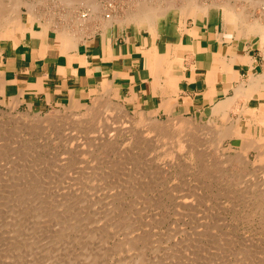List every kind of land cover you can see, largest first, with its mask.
I'll return each mask as SVG.
<instances>
[{"label": "rangeland", "instance_id": "rangeland-1", "mask_svg": "<svg viewBox=\"0 0 264 264\" xmlns=\"http://www.w3.org/2000/svg\"><path fill=\"white\" fill-rule=\"evenodd\" d=\"M13 1L0 0V9H3L1 6H5L4 11H6L11 5L14 6L15 4L16 6L17 2L13 3ZM59 1L20 0L18 4L22 11L20 26L24 28L30 25L29 11L25 7L30 4L35 8L30 5L29 10L34 11H32V14H36V17L40 20L39 23H42L41 21L47 23V20L53 22L50 24L52 25V31L55 30V32L58 29L62 30L61 26L65 28L69 26L72 30L75 25L73 29L77 30L75 28L79 27L77 25L78 20L81 22V20L86 19H82L80 14L87 16V18L90 16V8L85 5L78 6L79 8L77 7L70 13V9ZM96 1L105 11L102 13L103 21L107 22L113 19L115 20V23L112 24L114 27H124L136 32L150 31L146 23L130 22L122 24L120 22L129 12L135 11L138 5V3L135 4L136 2L144 3L145 0ZM203 1L209 5L213 2L219 5L229 3L237 10L243 9L241 12H244L246 17L251 19L250 21L258 19L264 25V0H261V2L260 0H200V2ZM21 3L26 5L23 6ZM146 3H151L150 5L153 8H157L158 5L164 7L167 4H172L166 11V15L159 21L168 19L177 23L181 21L187 25H209L211 28L216 27L221 31L224 29L226 35L239 41L241 45H246L252 54L264 57V47L259 44V40L256 37L250 39L237 37L235 26L221 18L223 16H221L217 7L210 8L207 15L192 10L187 16H183L179 10L181 0H146ZM251 3H256V6H252ZM26 11H28V15ZM67 14L75 20L71 17L66 18ZM105 15L112 19H105ZM73 21H77V23L74 24ZM36 22L33 25H40ZM19 32L21 31L14 30L7 33L1 30L0 61L2 57L5 60L13 58L10 52L18 47ZM14 39L15 42H13ZM95 89L93 94L85 100L69 99L63 103L46 107H11L6 100L0 98V193L3 191L2 195L0 194L1 203L7 202L6 204L10 205V203L20 202L17 200V196H13V193H15L14 189L15 191L21 189L24 190L22 194L24 200L27 199L26 201L29 203L28 200L31 199L26 197L30 195V198L33 199L31 201L35 200L33 205H37L33 206L35 211L33 214L31 213L33 207L22 209L23 212L29 210L26 217L23 216L25 214L23 212H20L22 216H18L19 213L16 214L17 218H21L19 219V225H14L18 224V221H15L17 220L16 216L11 219L13 220L11 221L12 224L15 221L13 225L10 220L6 221L7 217L0 218V227L2 226L0 228L2 229L0 230V233L2 232L0 234V264H264V181L262 180L264 179V159L258 156L262 150L264 151V149H261L264 147V141L262 142V139L264 140L262 134L264 128L256 122L251 124L252 134L249 133L246 137L254 141L253 143H256L258 139L261 142L258 140L254 144V148L244 149L243 145H246V143L241 138L239 122L241 118V121H246L245 118L248 114L245 109L249 105L248 99H240L239 108L229 111L228 114L223 116L214 114L213 110L197 115L177 113L180 116L177 115L176 120H187L200 133L196 132L184 137L185 141L190 138L194 140L193 142H185L182 137L172 139L171 130L173 129L169 126L165 127V131H169L168 133L165 132L167 134H160L153 130L150 124L141 122L150 120L155 122L154 125L170 123L173 121L172 119H175L170 115L133 107L121 97L117 92V88L115 90L98 85ZM104 101L121 110V114L126 118L119 115L120 117L117 116L119 119H116L114 114L113 116L109 114V118L111 116L112 118L109 119L108 128L106 127V130L104 128L105 131L102 128L99 129V126L92 125L91 122L84 124L67 122L69 118L81 116L87 108ZM68 102L72 105L66 106ZM55 119H60V123L49 124L47 122ZM19 120H22L24 124L18 126L17 121ZM93 128H95L93 132L89 133V130ZM161 137L162 140H160ZM214 138L222 139L218 143L215 142L216 139ZM215 143H218V145ZM212 144H215L216 147H214L215 145H213L214 148L211 147ZM259 147L260 149H258ZM8 184L11 186L9 187ZM1 186H4L3 189ZM5 187L7 188L5 189ZM27 188H31V190L29 191ZM32 194L38 195L39 198ZM12 198L17 201H13ZM37 198L44 200V202L41 200L43 204H38L40 200ZM110 199H112L111 203H109ZM48 200H50V204ZM47 201L48 203H46ZM82 203H84V208L89 203V208L84 209ZM105 203L109 205H105ZM58 204L61 210L60 208L57 209ZM2 205L0 208H2ZM66 205L68 210L64 208ZM110 205L111 207L114 205L113 211L109 207ZM54 206H57L55 207L56 211ZM77 207H79V210ZM69 209L72 211L69 212L70 215L67 213ZM72 209L81 211L78 212V217L77 210L75 213ZM36 211L43 214L48 212L47 215L53 217L49 216L56 226L51 223L47 215H44L47 217L42 220V223L46 224L48 222L46 224L48 228L41 222L38 224L40 219L36 220L33 216ZM120 211H123L124 214ZM53 212L55 213L53 214ZM59 212L62 215H59ZM85 212H88L86 214L89 217L84 216ZM114 212L116 214H113ZM63 213L65 214L63 215ZM109 213L116 215L114 217H117V215L119 217L114 218L111 214L108 216ZM72 214H74V218H70L74 220L71 219L72 222L70 223L68 216H73ZM103 214L110 217V219L107 216L105 218ZM65 215H68L67 220L63 218ZM55 216L56 218H63L60 220L61 224L57 222L59 218L54 220ZM22 217H24V220H22ZM75 217L80 221H77ZM82 217L85 218L84 221H82ZM86 217L88 220L89 218L92 219V223L95 224L96 222L95 226L97 228L93 226L89 229L93 224L89 226L91 221H88L87 225ZM107 218L110 221L104 220ZM115 219H123L124 222L120 223V220L118 222ZM133 219L139 221L137 225ZM75 220L78 222L76 226ZM104 221L105 223L109 221V224H103ZM111 221L112 223L117 222L116 224L119 227L115 228V224L110 223ZM33 222L35 226L37 225V228L33 226ZM73 223L74 225H72ZM6 224L7 226H5ZM30 224L31 226H29ZM57 224H59V228ZM64 224H67V227L63 228ZM70 224L75 229H71ZM124 224H131L130 226L134 224L135 226L131 227L134 232L129 229V225L123 226L124 232L120 231ZM41 225L46 231L52 229L49 233L56 230L55 228L57 230L51 233V236H48V231L46 232ZM32 226L33 228H31ZM77 226L82 228H77ZM128 226L129 228L126 229ZM29 227L31 228L30 232L35 228L34 232L37 234L30 233ZM60 227L62 230H60ZM101 227L103 230L108 228L104 230L105 232L102 231V234L105 235L107 232L109 234L102 236L99 233L102 230ZM113 227L114 230H111ZM17 228H21L22 232ZM27 228L29 233L26 231ZM95 228L100 230L96 233ZM83 229H86L85 231L89 229L91 233L89 230L88 233L92 234L93 237H89L90 235L84 232ZM3 230L5 231L3 232ZM11 230H13V233ZM38 230L42 231L39 232ZM127 230L133 232L134 236L137 235L136 238L131 237L133 236L132 233L129 234L130 232H127ZM43 231L46 234L41 233ZM60 231H65L63 232L65 238L58 235ZM5 232L6 234H4ZM16 232H20L21 235L27 232V235L22 237L17 235ZM126 232L129 237H127ZM39 234H44L43 238ZM112 234L113 236H110ZM7 237H10V239H7ZM16 237L18 240L15 239ZM25 237L27 240L24 243L21 242L25 240ZM30 238L35 241L40 239V242L36 241L39 247ZM132 238H135L136 245H134ZM43 239H47L46 242ZM125 239L126 241L123 242ZM10 240L16 241V246H13L15 243ZM49 240H52L51 244ZM18 241L20 247L17 245ZM42 241L44 246H41ZM32 242L35 245V247H32L37 248L34 249L37 252H32ZM122 242L123 245H121ZM127 242H130V244L132 242V245L135 246L134 250L130 251V247H128L130 244L127 245ZM45 243H47V247ZM124 243L127 247L124 246ZM3 244L4 247H2ZM7 244L10 247L13 246L14 249L8 247ZM23 244L25 245L22 246ZM5 245L11 249L7 250L13 254L9 252V255L8 252H3L2 249L5 248ZM132 245L131 249H133ZM21 246L24 249V253H22L25 255L19 252L23 251ZM15 247L17 250L20 248L18 250L19 254L15 253ZM26 247L34 255L32 257L31 254L30 259L32 261L27 257V255L30 256L28 253L31 252H27ZM40 247L41 249H39ZM136 247L138 249L135 250ZM45 248H48L50 255H48L49 253ZM126 248H129V251ZM55 249L57 250L55 251ZM65 249L66 251H64ZM61 250L64 251V255L63 253L60 254ZM52 251L56 252L54 253L56 256H52ZM194 253H196L195 256ZM59 255L61 257L56 259ZM197 258L199 259L197 260ZM46 260H50V262L47 263Z\"/></svg>", "mask_w": 264, "mask_h": 264}, {"label": "crops", "instance_id": "crops-1", "mask_svg": "<svg viewBox=\"0 0 264 264\" xmlns=\"http://www.w3.org/2000/svg\"><path fill=\"white\" fill-rule=\"evenodd\" d=\"M164 16L152 28L148 25L150 31L99 29L76 48H65L52 30L42 34L34 25L19 36L18 47L10 52L13 58H1L0 98L14 107H46L85 100L98 85L108 83L137 109L197 115L214 113L216 105L234 98L240 87L261 78L239 128L245 124L251 134L254 122L264 128V57L252 54L224 29L159 21ZM36 31L41 34L37 38ZM240 99L244 97L225 113L239 108Z\"/></svg>", "mask_w": 264, "mask_h": 264}, {"label": "bare ground", "instance_id": "bare-ground-1", "mask_svg": "<svg viewBox=\"0 0 264 264\" xmlns=\"http://www.w3.org/2000/svg\"><path fill=\"white\" fill-rule=\"evenodd\" d=\"M12 1V0H11ZM20 0H14L13 1V3L14 2H17V5L15 6V4H14V6H12L11 5V7H9L8 8V10H6V11H4L5 9H4V7L5 6H1V7H3V9L1 8L0 9V32H1V30H3L4 32H7V33H10L11 31H14V30H20L21 32H19V36H20V38H22L23 36H24V34L26 33V32H28V31H31L32 30V27L34 26L33 24H35V22L37 21L38 23H39V19L36 17V14L35 15H33L32 14V11L31 10H29V6L31 5H29V6H25L26 4H23V3H21L23 6H25L26 8H28L27 10L29 11V15H30V18H28V19H30L29 20V23H30V25L28 26V27H22V26H20V15H21V10H20V8H19V2ZM208 1V0H207ZM60 3L62 2V4H64L67 8H69L70 10V13L73 11V10H75V9H77V7L79 6H87V7H89L88 9H89V12H90V16L87 18V16H83V14H80V15H82V19H84V18H86L85 20H81V22H80V20H78L79 22L77 23V21H73L74 22V24H76L77 23V25H79V27L78 28H75V29H77V30H74L73 28H74V26H73V28H72V30H71V28H69V26H68V28H65V27H62L61 26V28H62V30H56V32H55V30H53L55 33H56V36L55 37H58V41L62 44V45H64V47L65 48H67V47H72V48H76V46L79 44V42H81L82 40H83V38H85V37H88V36H91L92 34H94V32H96L97 30H99V29H101V30H103V32L107 29V28H109L110 26H112V24L113 23H115L114 21L115 20H113L112 18H110V17H108V16H104L105 17V19H108V20H111V21H107V22H105V21H103L102 20V13L103 12H105V11H103L104 9H102V7H101V5H99L98 4V1H96V0H60L59 1ZM144 2V1H143ZM148 2V1H147ZM150 2V1H149ZM148 2V3H149ZM212 2V1H211ZM218 2V1H217ZM253 2V1H252ZM255 2V1H254ZM258 2V1H257ZM260 2H261V0H260ZM3 3V2H2ZM25 3V2H24ZM138 3V5H137V7H136V9H135V11L134 12H129L127 15H125L126 17L122 20V21H120V22H122V24L123 23H130V22H135V23H146L147 25H149V27L150 28H152L153 27V25L155 24V21H156V19L157 18H160V17H162V16H164L165 14H166V11L172 6V4H167L166 6H164V4H163V6L164 7H159V5L157 6V8H153V7H151V3L150 4H147L146 3V0H145V2L144 3H139V2H136L135 4H137ZM146 3V4H145ZM228 3V2H227ZM12 4V3H11ZM20 4V5H21ZM140 4V5H139ZM160 4V3H159ZM221 4H223V5H219V4H216L215 2H213L212 4H207V2L205 3L204 1L203 2H200V0H181V5L179 6V10H180V12H181V14L182 15H184V16H186L190 11H192V10H196L197 12H202L204 15H207V12H208V10L210 9V8H212V7H217V8H219V10H220V13H221V16H223V17H221V18H223L224 20H226V22H229V23H231V24H233L235 27V29H236V36L237 37H245V38H248V39H250V38H254V37H256L258 40H259V44H261L263 47H264V25L263 24H261L259 21H258V19H253V21H250L251 19H249L248 17H246V14H244V12H241L242 10H240V9H238L237 10V8H233V6H231V5H229V3L228 4H226L225 3V5H224V3H221ZM252 4V3H251ZM254 4V3H253ZM252 4V6H256L255 4L253 5ZM262 4H263V2H262ZM2 5V4H1ZM5 5V4H4ZM21 5V6H22ZM28 5V4H27ZM258 5V4H257ZM8 6H10L9 4H8ZM32 7H34L33 5H31ZM156 6V5H155ZM260 6V5H259ZM78 7V8H79ZM87 7H86V9H87ZM35 8V7H34ZM6 9H7V7H6ZM85 9V8H84ZM85 9V10H86ZM178 9V8H177ZM28 11H26V14L28 13ZM34 12V11H33ZM86 12V11H85ZM70 13H69V15H70ZM84 13V12H83ZM88 13V12H87ZM28 15V14H27ZM26 15V16H27ZM68 14L66 15V18H69V17H71V16H69ZM68 16V17H67ZM249 16V15H248ZM39 18H40V16H38ZM65 18V19H66ZM71 18H73V17H71ZM74 19V18H73ZM72 19V20H73ZM77 19V18H76ZM79 19V18H78ZM49 20H51V19H49ZM69 20V19H68ZM68 20H67V22H68ZM75 20V19H74ZM221 21H222V19H221ZM36 22V23H37ZM42 23H39L40 25H38V26H40L39 28H41V32L40 33H42V34H46L48 31H50V30H52V25L50 24V23H53V22H50V21H48L47 20V23H46V21H41ZM117 22V21H116ZM225 22V21H224ZM23 23V22H22ZM71 23V22H70ZM54 25V24H53ZM67 25V24H66ZM76 25V26H77ZM65 26V25H64ZM56 29H57V27H56ZM35 31V30H34ZM90 32V33H89ZM30 33V32H29ZM36 33V35H37V31L35 32ZM38 33H39V31H38ZM38 34V35H41V34ZM89 33V34H88ZM1 34V33H0ZM33 34L34 33H32L31 32V34H30V37H32L33 36ZM35 35V34H34ZM38 35L36 36V38L38 37ZM34 37V36H33ZM40 37L41 36H39V39H40ZM12 38H14V36H12ZM41 40V39H40ZM60 43H58L59 45H60V47L62 46ZM82 44H83V42H82ZM64 48V50L63 51H65L66 49ZM43 49V48H42ZM68 50V49H67ZM70 50V49H69ZM261 82H262V79L261 78H254V79H252L251 80V82L249 83V85L247 86V87H240L237 91H236V95H235V97L234 98H231V99H228V100H226V101H223V102H220L218 105H216V107L214 108V114H223V115H226V111L228 110V109H231L232 107H233V105H234V103H235V101L237 100V98H239V97H241V96H243L244 98H246V99H252V97H253V95H254V93L256 92V89H258V87L260 86V84H261ZM103 86L104 87H106V88H111L110 87V84H108V83H104L103 84ZM107 90V89H106ZM108 91V90H107ZM110 91V90H109ZM109 93V92H108ZM10 106L11 107H14V105H12V104H10ZM110 112V113H109ZM109 114H111L112 116H113V114L116 116V119L118 118L117 116H124V115H122L121 114V110H119L118 108H114V107H112L109 103H106L105 101L103 102V103H96L95 105H93V107L91 106V108H87L86 109V111H85V113L83 114V115H81V116H78V117H72V118H69L68 120L69 121H67V120H65V121H67V122H69L70 123V121L73 123V124H84V123H86V122H91L92 123V125H96V127L97 126H99L98 128L100 129V128H102L103 130H104V128H105V130H106V127L108 128V124H110L109 123V119L111 120V118H112V116L109 118ZM177 113H170V117H173V118H175V117H177ZM114 116V117H115ZM119 116V117H120ZM178 116H180V114L178 115ZM125 118H126V116H124ZM123 117V118H124ZM180 118V117H179ZM115 119V118H114ZM119 119V118H118ZM25 120V119H24ZM113 120V119H112ZM127 120V119H126ZM173 121L172 122H170V123H164V124H160V125H158V124H155L154 125V123L155 122H152V121H150V120H143V121H141L143 124L144 123H148V124H150V126H152V129L153 130H155L157 133H163V134H167L168 132L167 131H165V127H167V126H169V127H171V129H173V130H171L172 131V133L171 134H173V138L172 139H174V138H180V137H182V138H184V137H187V136H190V134H195L196 132H198L199 133V130H197L196 128H194V126H192V124L190 123V122H188L187 120L185 121V120H176V118L175 119H172ZM45 121V120H44ZM47 121V120H46ZM122 121V120H121ZM125 121V120H124ZM171 121V120H170ZM18 123H19V125L18 126H20V124H24L23 123V121L22 120H19V121H17ZM26 122V121H25ZM49 124H55L56 122H59L60 123V119H55V120H48L47 121ZM130 123V122H129ZM127 124V123H126ZM147 125V124H146ZM154 125V126H153ZM95 128H93V129H91V130H89L90 132L89 133H91V132H93V130H94ZM167 129V128H166ZM104 130V131H105ZM163 130V131H162ZM168 130H170V129H168ZM228 130H230V129H228ZM239 130H240V133H241V138H242V140L244 141V143H246V145H243V148L244 149H251V148H254V144H256L257 142H258V140L256 141V143H253L254 141H252L250 138L248 139L247 137H246V135L247 134H249V130H248V128L246 127V125L245 124H242L241 125V128H239ZM165 132H167V133H165ZM229 132V131H228ZM160 134H159V136H160ZM200 134V133H199ZM156 135V134H155ZM175 136V137H174ZM163 137V136H162ZM162 137H161V139L160 140H162ZM166 137V136H165ZM164 137V138H165ZM262 138V137H261ZM260 138V139H261ZM157 139V138H156ZM214 139H216V138H214ZM222 138H218V139H216L215 140V142H218L219 143V141L221 140ZM158 140V139H157ZM175 140H177V139H175ZM247 142H246V141ZM184 141H185V138H184ZM193 142L194 140H193V138H190V139H188L187 141H185V142ZM260 141V140H259ZM264 140L262 139V142H263ZM212 142V141H211ZM261 142V141H260ZM213 143V142H212ZM218 143H215V144H217L218 145ZM215 144H212V146L211 147H213V145H215ZM259 144V143H258ZM264 144V143H263ZM262 144V145H263ZM262 145H261V147H262ZM210 146V145H209ZM264 146V145H263ZM214 147H216V145L214 146ZM213 147V148H214ZM258 149H260V147L258 148ZM261 149H264V147H262ZM261 152V151H260ZM262 152H264L263 150H262ZM260 153L258 156H260L261 158H263L264 159V153ZM259 158V157H258ZM259 160V159H258ZM257 160V161H258ZM263 181H264V179H262ZM1 185V184H0ZM9 185V187L11 186L10 184H8ZM5 186H7V185H5ZM2 187V186H1ZM4 187V186H3ZM3 187H2V189H3ZM14 187V186H13ZM28 187V186H27ZM7 187H5V189H6ZM1 189V188H0ZM29 191L31 190V188L29 189V188H27ZM25 191H26V193L28 192L27 190H26V187H25ZM3 192V191H2ZM2 192L0 193L1 195H2ZM10 192V191H9ZM11 192H13V191H11ZM14 192L15 193H13V196H17L18 197V201H20V202H17V203H15L16 201H15V198H14V200H13V198H12V200L13 201H15L14 203L15 204H11L10 203V205L9 204H6L5 202V204H6V206H5V204L2 202L1 203V200H0V203H1V205L2 204H4V205H2V208H0V209H2L1 210V212H0V218H5V217H7L8 219L6 220V221H8V220H10V223H11V221H13V220H11L13 217H15L16 216V214H18V216L21 214L20 212H23L22 211V209H26L27 207H29V209H30V207H33L34 205H33V202L35 201H31V200H33L32 198H30V195H29V197H26V198H29V199H31L30 201L28 200V202L29 203H27V199H25L24 200V198L22 197V194L24 193V190L22 191L21 189H18V190H16L15 191V189H14ZM30 193H32V192H30ZM29 193V194H30ZM33 193H34V191H33ZM36 193V192H35ZM4 194H5V192H4ZM10 194H12V193H10ZM26 195V194H25ZM32 195H34V194H32ZM36 195V194H35ZM34 195V196H35ZM27 196V195H26ZM41 196V195H40ZM11 197H12V195H11ZM25 197V196H24ZM32 197V196H31ZM35 197H38V195L37 196H35ZM43 197V196H42ZM45 197V196H44ZM5 198V197H4ZM7 198V197H6ZM39 198V197H38ZM37 198V199H38ZM46 198V197H45ZM36 199V200H37ZM48 199H51V198H48ZM4 200V199H3ZM10 200V199H9ZM11 200V201H12ZM38 200H40L39 202H38V204H40L42 201L44 202V200H42V199H38ZM37 200V201H38ZM42 200V201H41ZM112 199H110L109 200V203H111L110 201H111ZM11 201H9V202H11ZM13 201H12V203H13ZM27 203V205H26V203ZM49 201V204H50V200H48ZM48 201L46 202V203H48ZM117 201V200H116ZM69 202V201H68ZM107 203H108V201H106ZM113 202H114V200H113ZM35 203H37V202H35ZM45 203V204H46ZM66 203H67V201H66ZM72 203H74V202H72ZM107 203H105V205H109V204H107ZM117 203V202H116ZM115 203V204H116ZM41 204H43V203H41ZM61 204H62V202H61ZM76 204H80V203H76ZM83 204L84 203H82V207L84 208V206H83ZM114 204V205H115ZM118 204V203H117ZM116 204V205H117ZM0 205V206H1ZM63 205V204H62ZM71 205V204H70ZM104 205V206H105ZM112 205V204H111ZM111 205L109 206V207H111ZM113 205V206H114ZM4 206V207H3ZM35 206H37V205H35ZM48 207H49V205H47ZM53 206V205H52ZM52 206H50V207H52ZM69 206V205H68ZM72 206V205H71ZM70 206V207H71ZM79 206H81V205H79ZM88 206H89V203H88ZM88 206H86L85 208H89ZM113 206L111 207V209L113 208ZM119 206V205H118ZM117 206V207H118ZM38 207H40V206H38ZM55 207H57V206H54V208ZM107 207V206H106ZM108 207V208H109ZM43 208V207H42ZM59 208H60V206H59V204H58V210H59ZM62 208H63V206H62ZM65 209H67L68 207H67V205L64 207ZM63 208V209H64ZM78 208V210H79V207H77ZM83 208H80L81 210L83 209ZM84 208V209H85ZM107 208V209H108ZM34 209V207L32 208V210ZM38 209H40V208H38ZM52 209H53V207H52ZM62 209V210H63ZM110 209V208H109ZM117 209V208H116ZM37 210V209H36ZM60 210H61V208H60ZM68 210V209H67ZM75 213H76V210H74V209H72ZM77 210V217L79 216L78 214V212H81V211H78ZM115 210V209H114ZM118 210V209H117ZM27 211H29V210H27ZM27 211L26 212H23V213H25L23 216H25L26 217V213H27ZM38 211V210H37ZM36 211V214L35 215H33V216H35V218H36V220H39L40 219V221L38 222V224H40V222L42 223V220L43 219H46V217L48 216L47 214H49L48 212L46 213V214H43V213H39V212H37ZM44 211V210H43ZM55 211H56V208H55ZM84 211V210H83ZM88 211V210H87ZM105 212H106V210H104ZM107 211H109V210H107ZM112 211H113V209H112ZM111 211V212H112ZM116 211V210H115ZM35 211L33 210V212H31L32 214L34 213ZM51 212V211H50ZM61 212H63V211H61ZM67 212V211H66ZM65 212V213H66ZM69 212H72L71 211V209H69V211L67 212L68 214H69ZM120 212H122V214H124L123 213V211H120ZM45 213V212H44ZM55 212H53V214H54ZM65 213H63V215L65 214ZM66 213V214H67ZM74 213V214H75ZM83 213V212H82ZM86 213H88V212H85V214H84V216H86L87 215V217H89L88 216V214H86ZM104 213V212H103ZM119 213V212H118ZM126 213V212H125ZM31 214V215H32ZM43 214V215H42ZM51 214H52V212H51ZM74 214H72L73 216H68V215H65L66 217L68 216L69 217V219H68V217L66 218L65 216L63 217L65 220H67L68 219V221H70V223L72 222V220H74L73 218H74ZM81 214V213H80ZM89 214H90V211H89ZM106 214V213H105ZM105 214H103V216L105 215ZM110 214L111 215H113V214H116L115 212L112 214V213H109V215L108 216H110ZM121 214V213H120ZM30 215V214H29ZM29 215H27V216H29ZM44 215H47V216H44ZM59 215H62V213H60L59 212ZM70 215V214H69ZM83 215V214H82ZM20 216H22V215H20ZM50 217H52L51 215H49ZM47 217L50 221H51V223H53L52 221H53V217L50 219V217ZM107 216V215H106ZM106 216H104L105 218H106ZM107 216V217H108ZM114 216H116V215H113V217ZM129 216V215H128ZM61 217V216H60ZM70 217H73V218H70ZM86 217V218H87ZM119 216L117 215V217H114V218H118ZM16 218H17V216H16ZM15 218V219H16ZM24 217H22V220H24L23 219ZM59 218V217H58ZM58 218H56V216H55V218H54V220H56V219H58ZM62 217H61V219H63ZM109 219H110V217H108ZM104 219L105 221H107V220H109V219ZM112 218V217H111ZM14 219V220H15ZM19 219H21V218H17V220H15V221H18V224L16 223V224H14L15 223V221L13 222V224L14 225H19ZM26 219V218H25ZM31 219V218H30ZM29 219V220H30ZM47 219V220H48ZM60 218H59V221L57 220V222H60V220H61ZM72 219V220H71ZM75 219L77 220V218L75 217ZM82 219H83V217H82ZM85 219V218H84ZM84 219L82 220V221H84ZM124 219V218H123ZM120 220V219H115V220H118V222H119V220L121 221L120 223H122V222H124V220ZM136 219V218H135ZM1 220V219H0ZM22 220H20V221H22ZM35 220V219H34ZM47 220H45L46 222H47ZM75 220V221H76ZM92 220V219H91ZM90 220V218H89V220H88V218H87V225H88V221H91ZM113 220V219H112ZM126 220H128V219H126ZM26 221V220H25ZM63 221V220H62ZM74 221V223H76L75 224V226L77 225V221H80L79 219L75 222ZM105 221L103 222V224H106V223H108V222H106L105 223ZM129 222H130V220H128ZM133 221H135L134 219H133ZM24 222V221H23ZM37 222V221H36ZM45 222V223H46ZM56 222V221H55ZM56 222V223H57ZM67 222V221H66ZM127 222V221H126ZM136 222V223H135ZM134 223L137 225V222H139V221H135ZM26 223V222H25ZM25 223H23V224H25ZM48 223V222H47ZM46 223V224H47ZM63 223V222H62ZM68 223V222H67ZM74 223L72 224V225H74ZM85 223V222H84ZM83 223V224H84ZM110 223H112V221L110 222ZM114 224H115V228L117 227H119V225H117L116 223L117 222H113ZM112 223V224H113ZM120 223H118V224H120ZM131 223H133L132 221H131ZM12 224V223H11ZM12 224V225H13ZM27 224H28V222H27ZM27 224H25V225H27ZM43 224V223H42ZM46 224H43V225H46ZM60 224H61V222H60ZM91 224H93L92 225V227H89V229H91V228H93V226H95V224H96V222H95V224H94V222L92 223V221H91V223H89V226L91 225ZM102 224V223H101ZM109 224V223H108ZM9 225V224H8ZM53 225H54V223H53ZM53 225H51V226H53ZM58 226V228H59V224H57ZM67 225V224H66ZM65 224H64V226H63V228L66 226ZM72 225L70 224V226L72 227ZM86 225V224H85ZM84 225V226H85ZM86 225V226H87ZM97 225H98V223H97ZM111 225V224H110ZM117 225V226H116ZM127 225H129V224H124V225H122V227L123 226H127ZM131 225V224H130ZM129 225V226H130ZM134 224H132V226H133ZM5 226H7V224L5 225ZM10 226V225H9ZM29 226H31V224L29 225ZM33 226L34 227H36L35 226V223L33 222ZM33 226L31 227V228H33ZM39 226V225H38ZM42 226V225H41ZM49 226V225H48ZM50 226V227H51ZM54 226H56V225H54ZM53 226V227H54ZM61 226V225H60ZM69 226V225H68ZM69 226V227H70ZM80 226V225H79ZM79 226H77V228L79 227ZM101 226V225H100ZM100 226H98L99 228H100ZM104 226V225H103ZM102 226V227H103ZM120 226H121V224H120ZM129 226L128 227H126V229H128L129 228ZM132 226H130V230H131V227ZM135 226V225H134ZM133 226V227H134ZM2 227V226H1ZM0 227V228H1ZM4 227V226H3ZM13 227V226H12ZM12 227H8V228H12ZM43 227V226H42ZM52 227V228H53ZM67 227V226H66ZM68 227V228H69ZM96 227V226H95ZM101 227V228H102ZM105 227H107L106 225H105ZM109 227H111V226H109ZM114 227H113V229H111V230H114ZM121 227V228H122ZM6 228V227H5ZM16 228V227H15ZM15 228H14V233H15ZM30 228V227H29ZM31 228L29 229V232H30V230H31ZM37 228V227H36ZM44 228V227H43ZM43 228H42V230H43ZM46 228H48L47 227V225H46ZM75 229V227H72L71 229ZM76 228V229H77ZM79 228H82V227H79ZM86 228H88V227H86ZM97 228V227H96ZM95 228V229H96ZM120 228V229H121ZM4 229V228H3ZM19 231H21V228H17ZM56 230H57V228H55ZM88 229V230H89ZM108 229V228H107ZM107 229H104V230H107ZM123 229H124V227L122 228V230H120V231H123ZM0 230H2V229H0ZM9 230V229H8ZM23 230V229H22ZM42 230H38L39 232L40 231H42ZM44 230H45V228H44ZM50 230H52V229H48L46 232L49 234L48 236H51V233H53L54 231H56V230H54V231H52V232H50L49 233V231ZM60 230H62L61 229V227H60ZM69 231H72V230H70V229H68ZM68 230H65V231H68ZM77 230H79V229H77ZM84 230V232H86V233H88V230L87 231H85L86 229H83ZM100 230V229H99ZM99 230H97L96 229V233H97V231H99ZM103 230V228H102V230H101V232H99V233H101L102 234V231H104ZM110 230V231H111ZM134 230V229H133ZM133 230H131V231H133ZM5 230H3V232H4ZM12 231V233H13V230H11ZM11 231H10V233H11ZM27 232H28V228H27V230H26ZM35 231V228L34 229H32V233H36V232H34ZM65 231H63V232H65ZM73 231H76V230H73ZM80 231L82 232V230L80 229ZM80 231H78V232H80ZM91 231H93V230H91ZM129 230H127V232H128ZM131 231H129L130 233L129 234H131L132 233V235H133V232H131ZM22 232V231H21ZM24 232V231H23ZM27 232H25V233H23V235L25 236V235H27ZM28 232V233H29ZM30 232V233H31ZM38 232V233H39ZM46 232L44 233V231L43 232H41V233H44V234H46ZM62 231H60L59 233L60 234H58L60 237H64L65 236V233H61ZM89 232H90V230H89ZM94 232V231H93ZM105 232V231H104ZM107 232V231H106ZM112 232V231H111ZM124 232V231H123ZM126 232V233H127ZM2 233V232H1ZM0 233V234H1ZM8 233V232H7ZM17 233V235H20V236H22L23 237V235H21V233L20 232H16ZM19 233V234H18ZM58 233V232H57ZM66 233H68V232H66ZM91 233V232H90ZM95 233V232H94ZM95 233V234H96ZM98 233V234H99ZM4 234H6V232L4 233ZM4 234L2 235V237L4 236ZM37 234V233H36ZM44 234L43 235H41V234H39V235H41V237L43 238V236H44ZM89 234V233H88ZM88 234H86V235H88ZM107 234H109L108 232L107 233H105V235H107ZM15 235V234H14ZM16 235V236H17ZM30 235V234H29ZM31 235H33V234H31ZM90 235V234H89ZM92 235V234H91ZM89 236V237H93V236ZM94 235V234H93ZM97 235V234H96ZM95 235V236H96ZM104 234H102V236H105ZM127 235V237H129L128 236V233L126 234ZM135 235V234H134ZM131 236V237H135L136 238V236ZM12 236V235H11ZM34 236V235H33ZM36 237H37V235H35ZM53 236H55V235H53ZM52 236V237H53ZM95 236H94V238H95ZM101 236V235H100ZM101 236V237H102ZM110 236H113V234L112 235H110ZM15 237V236H14ZM13 237V238H14ZM17 237H19V236H17ZM17 237L15 238L16 240H18L17 239ZM22 237H19V238H22ZM30 237H32V236H30ZM51 237V238H52ZM56 237V236H55ZM55 237H53V238H55ZM58 237V236H57ZM67 237H68V235H67ZM131 237H130V239H131ZM140 238H141V236H139ZM138 237V238H139ZM1 238V237H0ZM40 238V237H39ZM46 238V237H45ZM49 239H50V237H48ZM65 238V237H64ZM93 238V239H94ZM134 238V239H135ZM138 238H137V242L139 241L138 240ZM143 238V237H142ZM3 239V238H2ZM7 239H10V237H7ZM15 239H13V240H15ZM57 239V238H56ZM92 239V238H91ZM96 239V238H95ZM127 239V238H126ZM126 239L125 240H123V242H125L126 241ZM133 239V238H132ZM134 239L132 240V241H134ZM1 240V239H0ZM27 239H26V237H25V240L23 241H21V242H25ZM29 240V239H28ZM30 240L31 241H35V240H33V239H31L30 238ZM29 240V241H30ZM40 240V239H39ZM39 240H36V241H38V242H40ZM42 240V239H41ZM44 240V239H43ZM46 240L47 239H45L44 241L46 242ZM55 240V239H54ZM64 240V239H63ZM11 241V240H10ZM20 241V240H19ZM19 241L17 242L18 244V246L20 247V243H19ZM28 241V242H29ZM35 241V242H36ZM50 241V240H49ZM57 241V240H56ZM58 241H59V237H58ZM136 241V240H135ZM134 241V245H136L137 243ZM11 242H16V241H11ZM32 242V244L33 245H31V247L32 246H34L35 247V245H34V243ZM38 242H36L35 244L37 245L38 244ZM61 242V241H60ZM123 242H122V244L121 245H123ZM2 243H4V242H2ZM42 243H43V241H42ZM42 243H39V244H42ZM52 243V240L50 241V244ZM136 243V244H135ZM140 243V242H139ZM138 243V244H139ZM0 244H1V242H0ZM5 244H6V242H5ZM10 244V243H9ZM12 244V243H11ZM22 244V243H21ZM27 244V243H26ZM28 244H31V243H28ZM47 243H45V246L47 247L48 245H46ZM49 244V243H48ZM128 244H130V242H127V245ZM8 245V244H7ZM16 246V243L15 244H13V246ZM25 244H23L22 246H24ZM121 245H119V246H121ZM127 245L125 246V243H124V246L125 247H127ZM131 245H132V242H131V244L128 246V247H130V251H132V250H134V247L135 246H133V249H131L132 247H131ZM2 246V245H1ZM13 246H11L13 249H14V247ZM17 246V247H18ZM21 246V248L23 249V247ZM27 246V245H26ZM38 246V245H37ZM41 246H44V243L41 245ZM2 247H4V244H3V246ZM7 246L5 245V250H7V249H9V250H11L12 248L8 245V247H10V248H6ZM28 247H30V246H28ZM39 247V246H38ZM121 247H123V246H121ZM25 248V247H24ZM27 248V247H26ZM33 248V247H32ZM32 248H30V249H32ZM43 248V247H42ZM4 249H2L3 250V252H8L7 254H9V252L10 251H5ZM15 249L17 250V248L15 247ZM37 249V248H33L32 249V252L33 251H35V250ZM39 249H41V247L39 248ZM46 250L48 249V248H45ZM136 249H138L137 247L135 248V250ZM16 250H15V253H18L19 254V252H23L24 253V249H23V251L21 250V251H19L18 252V250H20V248L17 250V252H16ZM26 250H28L27 252H29L30 250L27 248ZM43 250V249H42ZM41 250V251H42ZM57 249H55V251H56ZM126 250H128L129 251V248L127 249L126 248ZM14 251V250H13ZM44 251V250H43ZM64 251H66V249L64 250ZM63 251V252H64ZM31 252V251H30ZM32 252L31 253H28L30 256H28L27 255V253H26V255H27V257L30 259L31 258V254H32ZM35 252H37V251H35ZM45 252V251H44ZM47 252H48V250H47ZM46 252V253H47ZM53 252V254L54 253H56V252H54V251H52ZM62 252V250H61V252H60V254L61 253H63ZM12 252H10V254H11ZM14 253V254H15ZM22 253V255H25V254H23ZM39 253H40V251H39ZM43 253V252H42ZM49 253V252H48ZM47 253V254H48ZM57 253H59L58 251H57ZM9 254V255H10ZM13 254V253H12ZM52 254V256H56L55 254L53 255ZM195 254L196 253H194V256H195ZM16 255V254H15ZM33 255V254H32ZM42 255V254H41ZM48 255H50V253L48 254ZM58 255V254H57ZM63 255H64V253H63ZM70 255V254H69ZM14 256V255H13ZM178 256V255H177ZM32 257H34V255L32 256ZM45 257H47L46 255H45ZM58 257H61L60 255L59 256H57V258L56 259H58ZM67 257V256H66ZM70 257V256H69ZM28 258H26L27 260H29ZM196 258V257H195ZM45 259H47V258H45ZM53 259V258H52ZM72 259V258H71ZM75 259V258H74ZM73 259V260H74ZM199 258H197V260H198ZM31 261H32V259H30ZM29 260V261H30ZM54 260V259H53ZM175 260V259H174ZM47 261V263H48V261L50 262V260H46ZM181 261V260H180ZM134 262H136V261H134ZM140 262V261H139ZM138 263V262H137ZM74 264V263H73ZM136 264V263H135ZM142 264V263H141Z\"/></svg>", "mask_w": 264, "mask_h": 264}]
</instances>
